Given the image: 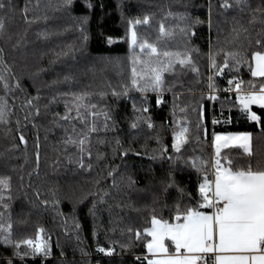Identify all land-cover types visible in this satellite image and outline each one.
<instances>
[{
  "label": "trees",
  "instance_id": "16d2710c",
  "mask_svg": "<svg viewBox=\"0 0 264 264\" xmlns=\"http://www.w3.org/2000/svg\"><path fill=\"white\" fill-rule=\"evenodd\" d=\"M36 2L12 0L14 10L6 8L0 12L5 18V33L0 35V49H3L0 58L4 61L0 64V74L11 89L7 94L11 110L8 123H0V176L10 177L11 200H6L9 209L0 207V213L5 223L11 217L13 239L34 237L36 229L43 228L50 237L51 255L20 260L12 257L10 246L0 244V264H4L5 257H12L13 264H146L135 259L146 254L145 241L130 239L127 229L130 227L134 232L146 224L150 226L153 212L168 219L169 209L177 200L182 204L187 202L176 188L165 190L169 172L179 185L196 195L203 172L193 169L191 160L210 162L214 158L212 134L214 137V133H252L251 158L237 147L223 148L221 154L239 165H246L249 159L253 165L257 161L264 163L261 126L249 121L240 111L235 88L225 91L228 79L237 75L234 69L213 76L217 86L213 95L217 99H208V77L213 75L208 70L209 56L215 54L217 63H222L224 52L240 51L250 60L251 51L257 47L255 39H264V13L253 12L258 7L264 8V0H247L248 6L244 8L237 6L235 0H228L232 7L227 9L220 7L224 0H92L91 11L85 8L83 0H75L70 13L56 7L59 0H51L52 6L47 8L44 5L48 0H41L39 11L46 13L48 19L27 24L23 9L27 4L28 16L32 17L37 11L33 7ZM145 14L150 22L138 26V33L153 42L163 23L174 33L167 38L164 50L193 49L191 57L199 76L187 67L164 73L165 89L170 90L162 93L161 105H156L155 93H147L148 115L154 127L148 128L141 122L131 129V100L116 99L111 93L127 83L130 75V51L124 39L127 21L142 19ZM84 15L89 16L85 25L86 43L77 19ZM189 25V35L185 36L180 29ZM234 29L240 33L235 39ZM42 31L50 35L39 36ZM109 36L113 37L111 44L106 39ZM65 76L71 79L65 80ZM238 76L245 82L259 83L264 79L252 78L247 65L240 66ZM17 80L23 91L13 87ZM243 87L247 90V84ZM80 92L90 93L87 100L98 108H109L115 120L114 129L101 128L91 135L92 155L89 158L85 153L83 168L78 163L81 155L78 147L64 142L73 134L74 127L79 133L83 125L79 121L64 122L57 116L65 114V102L72 99L71 95L62 93ZM4 94L0 84V96ZM37 96L39 99L34 104L39 115L24 106L27 98ZM130 96L139 100L140 94L131 91ZM200 106L204 109L203 118L196 110ZM252 110L264 117V110L258 106L253 105ZM173 111L177 119L186 118L189 127L182 159L175 166L167 160L168 155H173ZM214 118L218 121L215 124ZM102 120L101 117V123ZM21 133L26 144L19 140ZM161 147L168 149L163 158ZM124 152L127 154L123 155ZM110 171L112 176L108 175ZM206 171L211 174V167ZM42 201H47V206ZM98 245L114 247L115 252L105 256L97 251Z\"/></svg>",
  "mask_w": 264,
  "mask_h": 264
},
{
  "label": "snow or ice",
  "instance_id": "6c2138e0",
  "mask_svg": "<svg viewBox=\"0 0 264 264\" xmlns=\"http://www.w3.org/2000/svg\"><path fill=\"white\" fill-rule=\"evenodd\" d=\"M83 2L89 11L94 8L92 0H83ZM74 4L75 0H59L56 7L70 13ZM235 4L242 8L248 6L247 0H235ZM51 6V0H48L44 5L45 8ZM14 7L12 0H0V12L6 8L13 11ZM33 7L37 11L32 17H29L30 9L27 4L25 5L23 9L25 23L32 24L38 20L48 19L46 13L39 11L41 0H37ZM102 7L103 5H101ZM220 7L227 9L232 5L228 0H224ZM253 12L264 13V8L258 7ZM77 19L80 21L79 30L83 36V42L86 43L88 35L85 25L88 23L89 16L84 15ZM180 19L183 20L184 17H180ZM149 22L150 17L147 14L142 19L136 18L127 21L124 39H126L130 51V75L127 83L122 85L119 90L112 89L111 93L116 99L123 97L131 100L132 118L129 124L131 129H136L141 122L146 123L148 128L154 127L151 117L148 115L149 98L147 93H155L156 105H161L162 93L165 90H170L165 89L164 73L175 72L177 67L180 69L187 67L199 76V69L194 66L191 57L193 49L185 47L175 51L164 50L167 49V38L173 37L174 33L172 30L166 29L163 23H161L158 36L153 42H148L138 33L137 27L148 25ZM189 29L190 25L180 30L185 36H188ZM233 31L235 32L234 39L238 38L240 33L235 29ZM4 33L5 18L0 15V35ZM38 35L47 38L50 33L42 31ZM191 35H194V32ZM106 39L109 44L113 42L111 36ZM255 45L257 47L251 51L250 60L245 53L240 51L224 52L222 63H217L215 54L210 56L209 68L213 75L208 77V88L210 89L208 99H217L215 95L211 94L217 87L213 76L222 75L225 69H234L237 75L228 79L225 91L231 92L233 86L235 87V99L240 111L249 121L261 126V133L264 134V117L258 115L251 107L256 105L264 110V79H261L259 83L254 80L245 82L238 76L240 66L247 65L252 78H264V39L257 37ZM2 52L3 49H0V53ZM0 64H4L2 58H0ZM116 67H119L118 58H116ZM5 71H7L6 66ZM64 79L70 80L71 77L65 76ZM0 84L3 85L5 93L0 96V123L6 124L11 112L7 99V94L11 89L2 74H0ZM245 84H247V90L243 87ZM13 87L23 91L18 80ZM131 91L140 94L139 100L130 96ZM62 95H71L72 99L65 102V114L63 116L57 114L58 118L64 122L79 121L83 125V129L79 133L75 132L74 127L73 134H69L64 141L66 144L78 147L81 153L78 163L83 168L85 167V153L89 158L92 155L91 135L101 131V128L104 131L114 129L115 120L109 108L106 106L102 109L98 108L96 104L87 100V97L91 95L88 92L62 93ZM100 95L104 96L105 94L100 93ZM175 95L174 93V97ZM38 99L39 96L27 98L24 102V106L28 107L30 111L34 110L36 115H39V108L34 104V100ZM173 107L175 109V103ZM196 110L200 118H203V107L200 106ZM180 111L183 113L184 109H180ZM101 117L103 118L102 123L100 122ZM27 119L28 115L25 116V120ZM110 121L111 123H109ZM217 122L214 118L213 123ZM17 125L19 126V121H17ZM172 125L171 149L173 155H168L167 160L170 165L175 166L182 159L181 150L189 139V127L186 118L177 119L175 111H173ZM19 140L23 144L27 143L22 133L19 135ZM251 140L252 133L250 132L214 133V158L210 162L191 160V167L203 172L197 184L195 196L179 185L174 174L169 172L165 190L169 187L176 188L180 197L182 199L186 197L187 202L182 204L180 200H177L169 209L170 217L168 219H165L163 215L158 217L153 212L150 226L146 224L142 230L136 229L134 232L130 227L127 229L130 239L145 241L143 246L146 249V254L136 256L137 261H146V264H209L210 261L211 264H264V163L257 161L253 165L249 159L246 165H239L231 158L221 154L223 148L231 146L242 149L243 153L251 158L254 155ZM100 142L104 143L103 140ZM116 144L120 146L118 139ZM36 147L38 161V141ZM159 152L163 158L168 149L161 147ZM122 154L126 155L127 152ZM153 158L155 159V157ZM185 163L188 161L185 160ZM209 166L212 168L211 174L206 171ZM87 167L89 169L92 167L90 162ZM108 175L112 176L113 172L110 171ZM129 183L131 184L132 181ZM10 188V177L0 176V207L5 210L10 207L6 202V200H11ZM6 193L9 194L6 196ZM37 198H39V193H37ZM193 200L194 204L191 203ZM42 203L47 206L48 202L42 201ZM8 220V223L3 222V213H0V244L13 249L12 257L24 260L26 257H48L51 255L50 237L45 234L43 228L38 227L34 237L17 240L13 239L10 216ZM122 247H128V245H122ZM97 251L105 256H112L115 249L111 246L98 245ZM12 257H5L4 264H13Z\"/></svg>",
  "mask_w": 264,
  "mask_h": 264
},
{
  "label": "rangeland",
  "instance_id": "374dc122",
  "mask_svg": "<svg viewBox=\"0 0 264 264\" xmlns=\"http://www.w3.org/2000/svg\"><path fill=\"white\" fill-rule=\"evenodd\" d=\"M211 56V55H210ZM210 56H209V60H208V70H210V68H209V64H210ZM211 72V71H210ZM256 106V105H255ZM213 141H214V139H213ZM213 146H214V143H213ZM231 147V146H230Z\"/></svg>",
  "mask_w": 264,
  "mask_h": 264
},
{
  "label": "built area",
  "instance_id": "2783aa9c",
  "mask_svg": "<svg viewBox=\"0 0 264 264\" xmlns=\"http://www.w3.org/2000/svg\"><path fill=\"white\" fill-rule=\"evenodd\" d=\"M233 88H235V87L233 86ZM209 94H210V92H209ZM211 94H213V92H211ZM213 139H214V137H213V134H212V142H213ZM211 172H212V168H211Z\"/></svg>",
  "mask_w": 264,
  "mask_h": 264
},
{
  "label": "crops",
  "instance_id": "0c3cea01",
  "mask_svg": "<svg viewBox=\"0 0 264 264\" xmlns=\"http://www.w3.org/2000/svg\"><path fill=\"white\" fill-rule=\"evenodd\" d=\"M252 106H253V105H252ZM252 106H251V107H252ZM209 264H211V261L209 262Z\"/></svg>",
  "mask_w": 264,
  "mask_h": 264
},
{
  "label": "water",
  "instance_id": "95a60500",
  "mask_svg": "<svg viewBox=\"0 0 264 264\" xmlns=\"http://www.w3.org/2000/svg\"><path fill=\"white\" fill-rule=\"evenodd\" d=\"M38 162H39V160H38Z\"/></svg>",
  "mask_w": 264,
  "mask_h": 264
}]
</instances>
